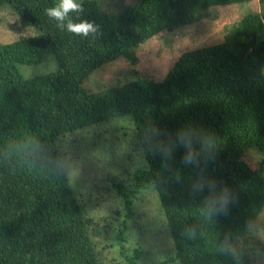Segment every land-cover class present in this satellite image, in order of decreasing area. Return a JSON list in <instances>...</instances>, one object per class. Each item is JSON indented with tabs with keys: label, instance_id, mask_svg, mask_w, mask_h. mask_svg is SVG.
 Returning a JSON list of instances; mask_svg holds the SVG:
<instances>
[{
	"label": "trees",
	"instance_id": "obj_1",
	"mask_svg": "<svg viewBox=\"0 0 264 264\" xmlns=\"http://www.w3.org/2000/svg\"><path fill=\"white\" fill-rule=\"evenodd\" d=\"M250 1L138 0L115 15L82 0L70 17L96 27L82 37L47 15L56 0H0L41 34L0 44V264H105L89 208L96 195L76 192L58 140L121 116L134 123L144 166L103 192L128 204L150 185L180 264H251L235 243L264 209V0L221 42L183 52L161 81L137 78L100 95L82 86L105 64H136L140 45L159 33ZM49 54L56 72L20 75L19 65ZM251 149L255 166L243 158ZM126 228L113 238L121 253ZM132 252L124 256L137 264Z\"/></svg>",
	"mask_w": 264,
	"mask_h": 264
},
{
	"label": "rangeland",
	"instance_id": "obj_2",
	"mask_svg": "<svg viewBox=\"0 0 264 264\" xmlns=\"http://www.w3.org/2000/svg\"><path fill=\"white\" fill-rule=\"evenodd\" d=\"M95 1L100 11L117 15L126 5H132L138 0ZM257 11L258 0L211 7L202 13L198 22L173 32H161L140 45L136 52V64H130L124 58L105 64L85 80L82 86L86 92L100 95L109 88L137 78L161 81L183 52L221 42L228 30L244 15ZM29 27L39 33L30 21L13 14L9 6L0 9V44L21 37H33L31 34L25 35ZM18 69L24 79H30L54 73L58 65L53 55L49 54L39 64L19 65ZM76 133H84V136L81 138L75 135L67 141L61 138L58 145L67 176L76 192L81 196L96 195L89 203V208L92 217H98L96 233L105 235L99 236L97 240L95 237L104 263L129 264L124 255L133 254L132 249L137 248V264H180L173 255L172 238L158 196L150 185L140 190L134 199L130 197L131 203L128 204L122 195L103 192L107 183L128 184V176L144 166L132 119L121 116ZM243 158L255 166L260 156L251 149L246 151ZM117 211H120V216H116ZM124 222L127 228L121 253V246L113 238L116 237L118 226H123ZM263 227L264 209L250 231L235 243L240 255L248 258L251 264H264ZM111 242L113 246H110Z\"/></svg>",
	"mask_w": 264,
	"mask_h": 264
},
{
	"label": "clouds",
	"instance_id": "obj_3",
	"mask_svg": "<svg viewBox=\"0 0 264 264\" xmlns=\"http://www.w3.org/2000/svg\"><path fill=\"white\" fill-rule=\"evenodd\" d=\"M81 10V4L79 0H58L53 7H49L47 15L54 19L57 26L62 30H67L70 33L80 35L82 37H88L90 33L96 32L94 24L88 20H80L74 22L70 17V13H79ZM31 34L33 37H38L41 34L36 33L31 27L27 29L25 35Z\"/></svg>",
	"mask_w": 264,
	"mask_h": 264
}]
</instances>
